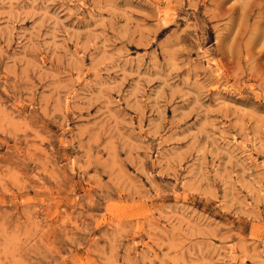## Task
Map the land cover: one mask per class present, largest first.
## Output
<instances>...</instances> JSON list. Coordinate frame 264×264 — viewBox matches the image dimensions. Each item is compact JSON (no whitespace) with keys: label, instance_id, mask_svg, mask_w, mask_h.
<instances>
[{"label":"rangeland","instance_id":"rangeland-1","mask_svg":"<svg viewBox=\"0 0 264 264\" xmlns=\"http://www.w3.org/2000/svg\"><path fill=\"white\" fill-rule=\"evenodd\" d=\"M0 264H264V0H0Z\"/></svg>","mask_w":264,"mask_h":264}]
</instances>
